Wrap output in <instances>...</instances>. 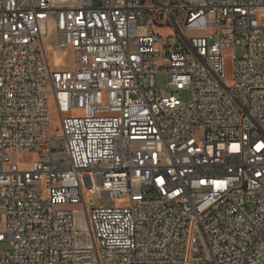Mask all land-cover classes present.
Segmentation results:
<instances>
[{"label": "built area", "instance_id": "1", "mask_svg": "<svg viewBox=\"0 0 264 264\" xmlns=\"http://www.w3.org/2000/svg\"><path fill=\"white\" fill-rule=\"evenodd\" d=\"M4 243L0 264H264V0H0Z\"/></svg>", "mask_w": 264, "mask_h": 264}, {"label": "rangeland", "instance_id": "2", "mask_svg": "<svg viewBox=\"0 0 264 264\" xmlns=\"http://www.w3.org/2000/svg\"><path fill=\"white\" fill-rule=\"evenodd\" d=\"M94 4L98 5L99 4V0H94ZM159 33H161L163 36H169L170 35V31L166 30V29H162V30H158ZM179 39L178 37H171L168 40V43L170 45H173L175 42H177ZM245 42L241 41V44L236 46L235 48V53L238 57H243L245 54ZM60 54V53H59ZM58 54V52L55 53V55L52 56V59L54 61L55 58V63H61V57L63 59V65L67 66L70 63V57L68 55L65 54L62 55L60 57V55ZM232 67H233V61H232V57L230 55H227L226 59H225V73H226V77H227V85H229L231 83V79H232ZM155 87H156V91L157 92H161V91H165V92H169V89L166 86V76L165 74H157L155 76ZM161 93H158V96H160ZM180 97L183 101L187 102L190 98V93L189 91L185 90L183 92L180 93ZM50 129H51V133L55 136L60 135L61 134V125H60V120L59 117L57 116L56 113H54V111L52 112V122L50 125ZM24 162H28V157H23L21 158ZM87 199H91L94 197L91 196H87ZM95 203H96V207L100 206V205H104L106 207H111V206H126L127 205V201L126 200H118V201H110L107 199H95ZM9 247V243H4L3 245L0 246V248H8Z\"/></svg>", "mask_w": 264, "mask_h": 264}, {"label": "bare ground", "instance_id": "3", "mask_svg": "<svg viewBox=\"0 0 264 264\" xmlns=\"http://www.w3.org/2000/svg\"><path fill=\"white\" fill-rule=\"evenodd\" d=\"M59 54V53H58ZM60 55V57L63 55V54H59ZM55 58H56V56H55ZM55 58H54V62H55ZM63 63V59H62V57H61V63H58V64H62Z\"/></svg>", "mask_w": 264, "mask_h": 264}]
</instances>
